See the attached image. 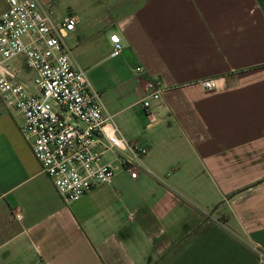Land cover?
Listing matches in <instances>:
<instances>
[{"label": "crops", "instance_id": "obj_1", "mask_svg": "<svg viewBox=\"0 0 264 264\" xmlns=\"http://www.w3.org/2000/svg\"><path fill=\"white\" fill-rule=\"evenodd\" d=\"M34 1L77 19L73 62L148 153L136 179L66 202L0 96V264H264V0Z\"/></svg>", "mask_w": 264, "mask_h": 264}, {"label": "built area", "instance_id": "obj_2", "mask_svg": "<svg viewBox=\"0 0 264 264\" xmlns=\"http://www.w3.org/2000/svg\"><path fill=\"white\" fill-rule=\"evenodd\" d=\"M76 24L73 16L56 21L34 0H7L0 14V96L23 114V137L31 143L41 170L69 203L110 184L120 171L136 179L148 153L122 134L86 70L73 62L65 39ZM110 42L111 55L118 56L124 48L119 35H111ZM25 69L33 72L31 81ZM201 85L224 88L219 79ZM145 94L143 106L153 119L150 101L159 100L164 90L157 81L146 80ZM107 153L114 161L105 162ZM12 216L22 219L21 212ZM259 257L264 262V256Z\"/></svg>", "mask_w": 264, "mask_h": 264}, {"label": "rangeland", "instance_id": "obj_3", "mask_svg": "<svg viewBox=\"0 0 264 264\" xmlns=\"http://www.w3.org/2000/svg\"><path fill=\"white\" fill-rule=\"evenodd\" d=\"M0 11H2L1 7H0ZM68 44L72 47V51L71 52H72V56H74L75 53L77 52V49L73 47L74 46V42H73L72 38L68 39ZM75 61L77 62L78 65H80L83 69L86 70V68L83 67V64H82L81 60H79L78 58H75ZM12 65H13V63H12ZM86 72H87V70H86ZM24 75L28 76L30 78V81H31V79H32L31 77H33V72L31 70H29V69H25L24 70Z\"/></svg>", "mask_w": 264, "mask_h": 264}]
</instances>
